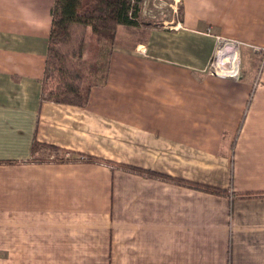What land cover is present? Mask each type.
I'll list each match as a JSON object with an SVG mask.
<instances>
[{"label":"crops","instance_id":"obj_1","mask_svg":"<svg viewBox=\"0 0 264 264\" xmlns=\"http://www.w3.org/2000/svg\"><path fill=\"white\" fill-rule=\"evenodd\" d=\"M52 4L0 0V264H264V0L124 25L141 36L116 37L84 105L40 96ZM216 34L241 43L237 79L206 70Z\"/></svg>","mask_w":264,"mask_h":264},{"label":"trees","instance_id":"obj_2","mask_svg":"<svg viewBox=\"0 0 264 264\" xmlns=\"http://www.w3.org/2000/svg\"><path fill=\"white\" fill-rule=\"evenodd\" d=\"M141 1L53 0L44 70L40 79L41 98L74 105L86 104L91 87L102 85L107 79L118 26L141 24ZM42 145L36 139L33 140L32 153ZM47 146L57 154L55 158H62L58 155L63 149L55 145ZM79 157L213 193L225 191L216 186L187 181L122 162L85 154Z\"/></svg>","mask_w":264,"mask_h":264},{"label":"built area","instance_id":"obj_3","mask_svg":"<svg viewBox=\"0 0 264 264\" xmlns=\"http://www.w3.org/2000/svg\"><path fill=\"white\" fill-rule=\"evenodd\" d=\"M179 0H174L170 4V8L174 14L177 13V3ZM142 2V1H141ZM164 25L174 27L178 24L174 19L170 21H164ZM207 33L211 32L208 27ZM215 47L207 65V71L211 74L230 77L237 79L241 74L242 55H241V43L235 39L224 37L221 35H215ZM69 156V153H65Z\"/></svg>","mask_w":264,"mask_h":264},{"label":"rangeland","instance_id":"obj_4","mask_svg":"<svg viewBox=\"0 0 264 264\" xmlns=\"http://www.w3.org/2000/svg\"><path fill=\"white\" fill-rule=\"evenodd\" d=\"M174 0H143L142 12H141V24L140 27H163L164 21H170L175 17V14L171 10L168 4H171ZM179 9V1H178ZM177 9V8H176ZM122 33H128L130 36H141L140 33L134 34L128 31L124 25H119L117 29V39ZM116 39V41H117ZM243 65V64H242ZM241 65V69L243 66Z\"/></svg>","mask_w":264,"mask_h":264}]
</instances>
